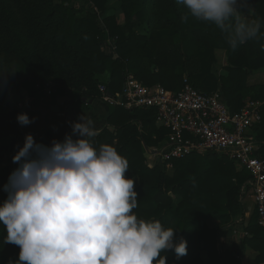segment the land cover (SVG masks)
I'll return each mask as SVG.
<instances>
[{"label": "trees", "instance_id": "16d2710c", "mask_svg": "<svg viewBox=\"0 0 264 264\" xmlns=\"http://www.w3.org/2000/svg\"><path fill=\"white\" fill-rule=\"evenodd\" d=\"M75 1L0 0V71H13L0 74L1 133L16 125L19 114L8 104L11 94L26 91L36 97L49 82L54 83L51 97H67L78 113L90 110L101 97L99 84L112 95L121 93L129 75L145 85L160 84L174 91L186 81L204 93L221 90L235 110L247 99L264 102V83H249L253 72L264 69L260 46L264 41H250L233 50L214 26L191 18L182 22L184 8L175 0H120L124 22L107 15L101 29L97 13L84 12ZM89 1L105 12L108 0ZM249 2L251 13L245 17L264 19V0ZM106 40L112 42V53L103 50ZM218 49H224L227 57L226 73L219 76L213 71ZM107 105L106 124L94 142L112 144L128 159L125 175L138 180L139 207L134 211L178 228L177 237L187 240V254L177 259L170 250L167 264H231L219 239L224 228L244 218L248 170L212 151L172 159L170 169L150 167L148 149L158 146L168 132L156 125L155 109ZM94 117L91 112L90 118ZM259 122L253 132L256 154L264 159V104ZM70 127L66 116L48 110L35 128L39 142L50 145L54 139L63 140ZM18 166L13 159L0 161V205L8 196L4 185ZM3 235L0 228V264H14L20 249L3 244ZM242 243L256 252V263L264 262V229L256 209L245 224Z\"/></svg>", "mask_w": 264, "mask_h": 264}, {"label": "clouds", "instance_id": "9594fccd", "mask_svg": "<svg viewBox=\"0 0 264 264\" xmlns=\"http://www.w3.org/2000/svg\"><path fill=\"white\" fill-rule=\"evenodd\" d=\"M182 22L214 26L235 50L264 41V19L248 20V0H175ZM264 51V43H261ZM13 71H0V74ZM21 125L35 118L17 116ZM72 133L50 145L28 133L13 157L18 167L0 205L3 244L19 247L14 264H167L168 251L180 259L187 240L177 229L144 218L135 190L136 177H126L128 159L109 143L96 145L95 122L83 114Z\"/></svg>", "mask_w": 264, "mask_h": 264}, {"label": "built area", "instance_id": "2783aa9c", "mask_svg": "<svg viewBox=\"0 0 264 264\" xmlns=\"http://www.w3.org/2000/svg\"><path fill=\"white\" fill-rule=\"evenodd\" d=\"M98 88L99 99L106 104L130 110L155 109L156 125L166 127L168 132L158 146L149 148L155 150L150 154L151 166L170 169L172 159L212 151L248 170V189L255 201L258 223L264 229V159L256 154L258 145L253 132L261 121L263 101L247 99L241 109L235 110L221 90L204 93L186 81L181 90L174 91L160 84L145 85L133 75L127 77L121 93L110 94L103 83ZM34 138L39 142L38 134Z\"/></svg>", "mask_w": 264, "mask_h": 264}, {"label": "crops", "instance_id": "0c3cea01", "mask_svg": "<svg viewBox=\"0 0 264 264\" xmlns=\"http://www.w3.org/2000/svg\"><path fill=\"white\" fill-rule=\"evenodd\" d=\"M53 87L54 85L52 86V82L47 83L42 93H39L36 97H29L26 91L11 94L9 97V106L12 107V109H18L19 113L26 112L30 119H35L31 124L21 125L16 117V125L12 127V129L5 133L0 132L1 162H5L10 158L13 159L19 148L23 146L25 137L28 133H32L33 136L37 134L35 127L44 121L45 113L48 110L55 111L66 117L68 116V119L71 122V127L66 134H73L72 123L78 121L83 114L90 118L91 112L95 116L92 120L95 122L97 132H100L104 127L106 124V117L109 114V106L104 100L96 99L92 102L90 110H84L81 113H78L74 105L67 103V97L57 96L55 98L49 96L48 90L52 93ZM26 101H30L31 108L23 110L21 107ZM73 135L75 138V134ZM248 200L253 204L252 206H247L246 202ZM243 203L245 206L244 218L238 217L236 224L223 229L220 236V243L231 264H258L254 261L256 252L250 247H245L242 243L245 224L256 209L252 192L245 195ZM215 225H217V223ZM260 264H264V262Z\"/></svg>", "mask_w": 264, "mask_h": 264}, {"label": "rangeland", "instance_id": "374dc122", "mask_svg": "<svg viewBox=\"0 0 264 264\" xmlns=\"http://www.w3.org/2000/svg\"><path fill=\"white\" fill-rule=\"evenodd\" d=\"M86 1V0H85ZM85 1H81V3H78L80 4L79 6H84V12L85 11H89V12H96L97 15H98V21H99V26L102 28H104V23H103V18L107 15H113L115 16L116 20L118 23L122 24L125 20V16H124V13H123V10L121 9V6H120V0H108L106 2V10L104 13H101L100 11H98L92 4H91V1L89 2H86V3H83ZM77 3H73L75 5H77ZM78 6V5H77ZM244 15L245 14H250L251 13V3L249 2L248 0V6L247 7H244L242 9ZM84 14V13H83ZM112 42L110 40H106L104 45H103V50L105 51V53L109 54V53H112L114 51V48L111 44ZM216 56H217V61H215V65H214V68H213V71L214 73L219 76L220 74H223V73H226V70H225V66L227 65V57H226V52L224 49H218L216 51ZM108 76V75H106ZM249 83L250 84H256V83H264V69L263 70H258V71H255L253 72L250 76H249ZM54 85V83L52 82V86ZM49 96L50 93H49ZM23 110H28L29 108H31V103L30 101H26L23 103V106L21 107ZM41 111V110H40ZM68 118V116H67ZM36 130V129H35ZM12 158L8 159V160H11ZM7 160V161H8ZM152 161H153V158L152 157H149L147 160H146V164L148 166L151 167L152 165ZM232 161V160H231ZM234 162V161H233ZM235 166L238 168V169H242L240 168L235 162H234ZM138 183V180L136 178V183H135V186L137 185ZM247 193H251L250 189H248L246 191V194ZM245 194V195H246ZM247 206H252L253 204L248 200L246 202ZM217 223V225L219 224L218 222H212L211 225L213 226H217L215 225ZM220 240V239H219ZM202 257L204 259H208L207 258V253L206 252H203L202 254ZM18 260V258H15L14 259V262Z\"/></svg>", "mask_w": 264, "mask_h": 264}, {"label": "water", "instance_id": "95a60500", "mask_svg": "<svg viewBox=\"0 0 264 264\" xmlns=\"http://www.w3.org/2000/svg\"><path fill=\"white\" fill-rule=\"evenodd\" d=\"M148 153H149V154H153V153H155V150H153V149H148Z\"/></svg>", "mask_w": 264, "mask_h": 264}]
</instances>
